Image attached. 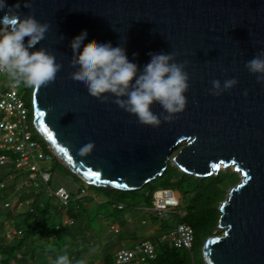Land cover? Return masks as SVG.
<instances>
[{"label": "water", "instance_id": "obj_1", "mask_svg": "<svg viewBox=\"0 0 264 264\" xmlns=\"http://www.w3.org/2000/svg\"><path fill=\"white\" fill-rule=\"evenodd\" d=\"M7 3H20L22 16L34 14L50 24L45 39L30 51L44 47L63 63L53 82L32 91L34 126L55 159L89 185L120 190L142 188L170 161L201 178L232 168L240 179L219 206L220 233L204 242L203 260L264 264V84L245 67L264 49V0ZM83 31L87 43L125 46L141 71L149 53H176L178 62H187L190 76L185 111L151 127L116 104L90 96L70 78L75 71L70 42ZM229 78L238 79V85L220 96L210 94L213 80ZM153 111L163 109L157 103ZM88 142L96 147L81 157L78 150Z\"/></svg>", "mask_w": 264, "mask_h": 264}, {"label": "clouds", "instance_id": "obj_2", "mask_svg": "<svg viewBox=\"0 0 264 264\" xmlns=\"http://www.w3.org/2000/svg\"><path fill=\"white\" fill-rule=\"evenodd\" d=\"M20 7V3L11 6L7 0H0V12L4 13L0 16V71L7 74L13 86L24 84L39 89L56 79L63 63L44 47L30 51L45 39L50 24L40 22L34 14L22 16L18 12ZM24 7L31 8V4L25 2ZM87 40L88 34L83 31L70 42L74 53L70 65L75 69L70 78L85 86L90 96L102 103L116 104L135 116L140 124L151 127L171 122L185 111L190 76L187 62H178L176 53H149L151 59L141 71L129 59L125 46H114L110 41L90 44ZM245 67L256 75L258 83L264 84V49L246 61ZM211 83L210 94L220 96L239 81L229 78L223 83L219 79ZM247 94L245 91L244 95ZM157 103L163 109L159 114L153 111ZM95 147L94 142H88L79 148L78 155L87 156ZM54 264H70L69 257L58 255Z\"/></svg>", "mask_w": 264, "mask_h": 264}, {"label": "trees", "instance_id": "obj_3", "mask_svg": "<svg viewBox=\"0 0 264 264\" xmlns=\"http://www.w3.org/2000/svg\"><path fill=\"white\" fill-rule=\"evenodd\" d=\"M32 91L33 88L27 86H25L23 92L21 91L30 109L31 117ZM33 130L35 138L42 144L44 150L50 152L42 136L35 129ZM56 165L61 166L65 171L83 181L63 163L56 160ZM50 171L52 174L51 169ZM52 178L53 174L47 183L48 185L52 182ZM239 179V174L231 168L223 169L218 174L206 178L197 177L185 173L170 161L167 169L161 176H158L152 182L137 190H120L86 184L103 191L108 197L106 202L113 203L116 208H119L118 205L123 204L126 198L131 199L126 204L129 207L135 208L140 206L142 201L149 206L152 204L153 194L157 189L172 188L176 190L180 195L179 208L184 210L185 214L180 216L179 214L171 212L167 213L163 218H159L154 214L153 217L160 220L161 230L160 234L153 238V241L157 245V257L153 264H205L202 255L203 244L208 237L220 233L217 232L219 230V219L221 215L219 206L226 198L229 188L235 185ZM4 180L5 177H0V183ZM61 186L63 185H59L57 188ZM9 188L11 187L8 185L0 187L4 191ZM84 188L82 187L81 190ZM4 198L5 195H0V264H18L19 261H22L23 264H29L28 260H26L28 249L33 250V247L30 249V244L35 241L38 234H42L45 231L49 232L52 228L59 230L69 225V223H65V220L60 223L54 221L55 212L51 213V207L58 208V205L54 202L49 201L43 206L38 202V199H34L29 209L22 212L19 211V207L16 204L11 205L12 203H9L10 205L6 206L5 204L8 202L4 201ZM182 198H187V201L182 203ZM71 201L72 198H70L66 205H70ZM61 204L64 205L63 203ZM123 205L124 207L120 209L126 207L125 204ZM68 212L73 213L74 208L72 209L70 207ZM2 217L4 219H1ZM7 220H11L12 224L18 227L21 233L15 234L12 237L8 236L3 229L5 228V222ZM72 221L75 222L74 220ZM179 221H183L193 228L194 242L190 249L175 247L167 240L161 239L162 235L167 233ZM101 264H115V255L107 254Z\"/></svg>", "mask_w": 264, "mask_h": 264}, {"label": "built area", "instance_id": "obj_4", "mask_svg": "<svg viewBox=\"0 0 264 264\" xmlns=\"http://www.w3.org/2000/svg\"><path fill=\"white\" fill-rule=\"evenodd\" d=\"M6 75L0 71V79ZM6 86L0 87V165H11L14 169L28 174V178L35 186L41 181L48 183L52 177L50 167H45L55 158L53 151L46 152L42 144L35 138L36 130L30 109L19 89L10 81ZM37 131V130H36ZM38 132V131H37ZM5 183H1L3 187ZM84 188L79 193L86 194ZM55 196L63 204H67L71 193L61 186L54 191ZM10 205L9 203L5 204ZM123 208L124 205H118ZM180 195L172 188L157 189L153 194L151 211L159 218L167 213H176L180 216L185 211L180 209ZM65 223H72L66 219ZM21 233L18 229H11L9 236ZM161 239L167 240L178 248L190 249L194 242V231L191 225L179 221ZM157 257V245L152 239H145L131 247H123L115 253V264H153ZM91 264V263H81Z\"/></svg>", "mask_w": 264, "mask_h": 264}, {"label": "rangeland", "instance_id": "obj_5", "mask_svg": "<svg viewBox=\"0 0 264 264\" xmlns=\"http://www.w3.org/2000/svg\"><path fill=\"white\" fill-rule=\"evenodd\" d=\"M10 81L11 80L7 74L4 75L0 79V87L8 85L11 83ZM18 86L20 91L23 92L25 85L19 84ZM55 163V158H53L52 161H49L48 164L44 163L45 167H50L52 170V182L48 185L46 182L40 180L41 186H34V189L36 192H40L42 195L44 194L45 198L52 196L54 198L53 191L56 190L59 185L65 186L71 193V204L60 205L61 202L57 201L55 204L58 205V208L55 209L51 207V213L55 212V222H62L65 216L71 217L75 220V223L72 225H66L59 230L52 228L49 232L45 231L42 234H38L39 237H37L35 241L30 244V249L33 247V250L28 249L26 260H28L29 264H54L58 255L71 254L78 257L81 261L92 262V260H94L95 263L99 264V261L103 258H101L102 255L99 256V249L101 247L104 249L105 253H113V243L104 242V238L102 237L103 232L105 233V231L108 230V223L110 225V223L113 222H121L124 217L132 214L134 208L126 205L131 199H124L123 204L126 205L124 209L116 208L113 203L106 202L108 197L103 191L87 185L83 181L76 178L73 174L65 171L61 166H55ZM8 174H14L18 177L23 175L26 180L28 179L27 173L14 170L11 165H0V177L4 176L5 178H8ZM7 183L8 181L6 180V184ZM82 187L87 189V196H81L79 194ZM11 190L12 188L7 189L6 191L0 189V195H4L5 192L8 193ZM96 195L98 197H95ZM181 200L182 203H185L187 198H182ZM51 202H53V200H51ZM151 205L152 204L148 206L147 203L142 201L140 206L137 207L145 209L151 208ZM70 207L72 209L74 208L73 213L68 212ZM150 214L151 211H148L146 217L148 218ZM1 219L4 218L2 217ZM155 220L160 223V220ZM135 224L137 234L138 236H141V231H144L146 226L141 223L140 218ZM6 225L5 228H3L4 230H6ZM8 228L13 229L14 227H11V224H9ZM89 231L91 233H89ZM217 232L220 231L218 230ZM18 264L23 263L22 261H19Z\"/></svg>", "mask_w": 264, "mask_h": 264}, {"label": "crops", "instance_id": "obj_6", "mask_svg": "<svg viewBox=\"0 0 264 264\" xmlns=\"http://www.w3.org/2000/svg\"><path fill=\"white\" fill-rule=\"evenodd\" d=\"M8 175H9L8 178H5V180L1 183H5V185L10 186L12 190L8 193L5 192L4 194L5 198L3 200L8 203H12L11 205L16 204L19 207V211H22V212L27 211L34 199H38V202L43 206L49 201L51 202V200H53L54 203L55 202L57 203V201L60 202L59 199L55 197V195H54V198L53 197L45 198L44 194L42 195V193L40 194V192H36L34 189L35 185L29 178L26 180L23 177V175L21 177H18L14 174H8ZM6 180L8 181L7 184H6ZM1 183H0V187H2ZM84 195H88V191ZM84 195H81V196H84ZM95 197H98V196L96 195ZM148 211H151V210L149 208L140 209L139 207H135L132 214L128 215L127 217H124L121 220V222H113V223H110V225L107 222L108 230H106L105 233L103 232L102 237L104 238V242L113 243V249H112L113 255H115V253L123 247H131L135 245V243L145 240V239L153 240V238H155L157 235L160 234L161 224L158 223V221L155 220V218L153 217L154 216L153 211H151L150 216L147 218L146 215ZM139 218L141 219V223L146 226L144 231H141L142 232L141 236H138L137 230H136L137 228L135 226L136 225L135 223L138 221ZM66 219L73 220L71 217L64 216L63 220H66ZM74 223L75 222H73L72 224ZM5 224H7L5 232L8 234V236L11 231V229L8 228L9 224H11V227H14L15 229H19L14 224H12L11 220H7ZM72 224H69V225H72ZM89 233L91 232L89 231ZM104 253H105L104 249L101 247L99 249V256L102 255L101 258L102 257L103 258L101 259V261H99V264L103 262L104 257L107 255V253L105 254ZM67 256L69 257V261L71 264H76V263L81 264V263L89 262V261H81L78 257H75V255L69 254ZM90 263L97 264L94 262V260H92V262Z\"/></svg>", "mask_w": 264, "mask_h": 264}]
</instances>
